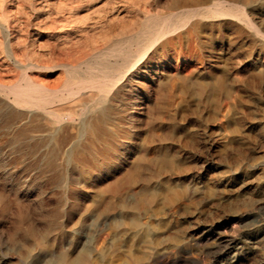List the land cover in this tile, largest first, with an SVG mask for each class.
Masks as SVG:
<instances>
[{"label": "rangeland", "instance_id": "374dc122", "mask_svg": "<svg viewBox=\"0 0 264 264\" xmlns=\"http://www.w3.org/2000/svg\"><path fill=\"white\" fill-rule=\"evenodd\" d=\"M0 264H264V0H0Z\"/></svg>", "mask_w": 264, "mask_h": 264}, {"label": "bare ground", "instance_id": "6f19581e", "mask_svg": "<svg viewBox=\"0 0 264 264\" xmlns=\"http://www.w3.org/2000/svg\"><path fill=\"white\" fill-rule=\"evenodd\" d=\"M222 8V7H221ZM211 9V8H210ZM163 21V20H162ZM168 23V22H167ZM162 24V23H161ZM166 28V27H165ZM155 39V38H154ZM66 44V43H65ZM61 45V44H60ZM17 63V62H16ZM34 63V62H33ZM87 65V64H86ZM7 87V86H6ZM63 88V87H62ZM7 91L11 92L14 94V96L16 97L15 99L17 98H21L24 94V90H23V87L21 86H8L7 88H5ZM29 89V88H28ZM26 91V90H25ZM43 91V90H42ZM64 93V92H63ZM30 104H35L34 102L32 101H29ZM17 110V109H16ZM31 111V110H29ZM48 112L50 113H53L54 115H56L57 117H61L62 114L61 112L59 111V109L57 108H48ZM19 115V113H18ZM17 116V115H16ZM21 116V115H20ZM18 116V117H20ZM13 117V116H12ZM14 118V117H13ZM19 121V120H18ZM17 122V121H16ZM44 139V138H43ZM68 141V140H67ZM59 158V157H58Z\"/></svg>", "mask_w": 264, "mask_h": 264}]
</instances>
